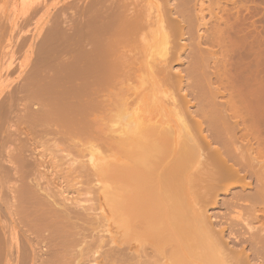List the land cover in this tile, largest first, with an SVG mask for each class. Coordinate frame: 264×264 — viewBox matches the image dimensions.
<instances>
[{"label":"bare ground","instance_id":"6f19581e","mask_svg":"<svg viewBox=\"0 0 264 264\" xmlns=\"http://www.w3.org/2000/svg\"><path fill=\"white\" fill-rule=\"evenodd\" d=\"M177 2H167L168 17L161 4L157 15L141 12V0L87 1L69 15L60 11L38 52L33 45L40 42L30 44L33 56L42 50L46 58L30 62V71L31 64L22 65L21 82L10 80L9 96L4 93L10 99H0V264H264V110L258 95L264 84L257 81L264 76V0ZM166 20L176 36L167 33ZM157 21L166 46L158 63L147 62L134 42ZM168 34L178 36L175 43L189 35L191 81L172 64L176 53ZM85 43L90 47L83 51ZM206 43L214 49L203 50ZM16 44L7 53L12 58L22 48ZM132 44L137 52L128 50ZM169 86L178 93L166 94ZM41 94L53 99L34 109ZM187 95L201 101V120H193L198 110H178ZM247 123L245 133L223 142L221 135L243 131ZM219 138L223 143L202 161L203 147ZM239 140L246 150L233 155ZM85 153L86 161L77 160ZM203 167H213L219 181L243 178L245 167L256 178L255 205L248 210L260 224L248 237L219 241L213 235L200 198L213 196L218 185L201 189L189 182L194 173H208ZM85 182L92 198L67 197Z\"/></svg>","mask_w":264,"mask_h":264},{"label":"rangeland","instance_id":"374dc122","mask_svg":"<svg viewBox=\"0 0 264 264\" xmlns=\"http://www.w3.org/2000/svg\"><path fill=\"white\" fill-rule=\"evenodd\" d=\"M79 1L80 0H78V2H77V0H0V18H1V16H3L2 17V19L1 20H3L4 19V24H3V28H1L0 29V33H2V34H4V33H6V34H4V36L5 37H3V40H5V41H3V44L4 43H6V44H4V45H1L2 44V42L0 41V50L2 51V53H1V51H0V58H3V59H0V92L2 93H0V99L2 98L3 100H7L8 98L10 99V97H11V95H10V97H8L7 98V96H9V95H7V89H6V87H8L7 85H9L10 84V82H13V80H14V82L15 83H17V81H18V77H19V72H20V67L22 66V65H28V64H31V63H33L34 64V60L35 61H37L39 58H41L42 60L43 59H45L46 57L44 56H41V52H42V50H40L41 52L40 53H37L38 51H37V47H38V50H39V45H41V41H43L42 40V38L44 37L43 35H48L51 31H52V28L54 27H56V20L55 19H57V17H60V15L62 14L60 11H63L64 13L63 14H66V15H69L70 14V12L72 11V10H75V8L77 7V5H79V7L82 5L83 6V4H85L87 1L88 2H90L91 0H81L80 1V3H79ZM93 1H95V0H93ZM83 2V3H82ZM142 2H144L143 0H141V3ZM167 2H171V4L172 5H175V4H177L178 2H177V0H145V2L144 3H142V4H139V5H142L141 6V9L137 6V9H140L141 10V12H142V10H143V12L144 11H149V12H151V13H156V15L158 14V7H159V5L161 4V5H163V6H165L166 4H168ZM71 3V4H70ZM76 4V5H75ZM69 5V6H68ZM71 5H74V6H72V8H71ZM162 6V7H163ZM64 7V8H63ZM75 7V8H74ZM60 8V9H59ZM78 8V7H77ZM166 8V9H165ZM64 9H65V11H64ZM71 9V10H70ZM163 10H165V11H161V13L163 14V15H165L167 12H168V8H167V5L165 6V7H163L162 8ZM67 11V12H66ZM60 12V13H59ZM166 12V13H165ZM160 13V14H161ZM165 13V14H164ZM59 15V16H58ZM167 16L169 15L168 13L166 14ZM37 17H39V18H37ZM169 17V16H168ZM174 17V16H173ZM209 17L210 16H208V14L206 15V19H209ZM167 19V18H166ZM169 19V18H168ZM167 19V20H168ZM181 19V18H180ZM30 20V21H29ZM52 20V21H51ZM167 20H166V23L165 24H167ZM173 20H175L174 18H173ZM172 20V21H173ZM8 21H10V22H8ZM24 22H25V24H24ZM29 22V23H28ZM168 22H169V20H168ZM175 22V21H174ZM6 23H8V24H6ZM155 23V24H154ZM169 23H171V22H169ZM168 23V24H169ZM53 24V25H52ZM153 24L154 25H152V24H149L150 26H148L147 27V29L146 28H144V31L142 30V32H143V34H142V36L144 37V39H143V37L142 36H138V38H140L138 41H137V38H136V40H135V42H134V44H136V48H137V51H138V49H139V51H138V53H142L143 55H145V57L147 58V62H149L148 60H151L152 59V61H153V59H158V60H156L155 62L156 63H158V61H160V59H161V56L162 55H160L161 53H162V51H163V49L165 48L164 46H166V45H164L163 44V42H161L160 41V30H159V28H160V23L157 21V22H153ZM167 24V25H168ZM10 27H9V26ZM23 25V26H22ZM166 25V29H169L168 31H167V33L169 32V34L171 35V33L173 34V35H175L176 36V33L174 34V28L172 29V31L170 32V27H172L171 25L172 24H169L170 25V27H169V25L167 26ZM5 26V27H4ZM7 26V27H6ZM16 26V27H15ZM153 26V27H152ZM9 29V33H7V31H8V29ZM21 28V29H20ZM26 28V29H25ZM50 28V29H49ZM53 28V29H54ZM45 29V30H44ZM7 30V31H6ZM48 30H50L49 31V33H48ZM46 31V32H45ZM202 31H204V29H202V30H200L199 31V33H201ZM18 32H19V34H18ZM141 32V33H142ZM166 32V31H165ZM48 33V34H47ZM203 33V32H202ZM201 33V34H202ZM1 34V35H2ZM17 34V35H16ZM168 34V35H169ZM32 35V36H31ZM36 35V36H35ZM169 35V36H170ZM170 36L171 37V40L173 41V40H176L177 39V37H174V36ZM19 36H20V38H19ZM26 37V38H25ZM27 37H29V39L27 38ZM35 37V38H34ZM173 37L175 38V39H173ZM23 38V39H22ZM45 38V37H44ZM43 38V39H44ZM39 39L41 40V41H39ZM142 39H143V42H142ZM182 39V41L179 43V41L177 40L176 41V43H175V41H170L169 42V46H172V47H170V48H172V49H170V50H173V51H175V53L176 54H174V52L173 53H171V55L173 54V56L174 57H176V58H178V59H180L179 61L175 58L174 59V61H173V58L174 57H171L172 58V64H173V66H174V68H176L175 70H177V71H182V73L183 74H185L186 76H184L183 74H182V76L184 77V79H185V81H191V78H190V76L188 75V74H186L187 73V69L192 65V62H191V59L189 58L190 57V54H191V49H193V48H191L190 49V43H191V41H190V38H189V35L188 34H186L185 35V37H183V38H181ZM0 40H1V36H0ZM21 40H23V42H20ZM7 41V42H6ZM19 41V42H18ZM33 41H35L36 43H38V42H40V43H38L37 45L36 44H34L33 46V48L35 49H33L31 46H30V44H33L34 42ZM189 43H188V42ZM137 42H142V43H137ZM16 43H19L20 44V47H22V48H20L19 49V47L17 48L18 49V51H21V52H17V49H16V51H15V56L12 58V57H10V54H8L7 55V53L8 52H10L11 50H12V48H13V46L14 45H18V44H16ZM160 43V44H159ZM170 43H172V44H170ZM187 43V44H186ZM208 43V42H207ZM207 43L206 44H202V47H204V48H202L203 50L204 49H206L207 47H208V49L210 48L209 47V45L211 46L212 44H209V45H207ZM25 46H24V45ZM134 44H132L129 48H128V50L132 47L134 50H131V51H135V52H137L135 49V47L133 46ZM139 46H138V45ZM178 45L179 44V48H178V46H176V45ZM8 45H10V47H7ZM28 45V46H27ZM141 45H142V48H141ZM174 45H175V47H174ZM204 45V46H203ZM207 45V46H206ZM24 46V47H23ZM36 46V47H35ZM88 46V45H87ZM86 46V43H85V45L83 44L81 47V49L84 51L85 49L87 50V49H89V47H90V45L87 47ZM163 46V47H162ZM184 46V47H183ZM186 46V47H185ZM6 47V48H5ZM28 47V48H27ZM58 47V46H57ZM56 46H55V48H56V50H54V46L52 47V52H53V50H54V52H57V50H58V48H57ZM139 47V48H138ZM151 47L152 48H154V49H151ZM177 47V50L175 49L174 50V48H176ZM216 48V50H218V48H217V46H215ZM24 48V49H23ZM157 48V49H156ZM183 48V49H182ZM211 48H213L214 49V46L212 47L211 46ZM210 48V49H211ZM7 49V50H6ZM186 49V50H185ZM207 49V50H208ZM23 50V51H22ZM32 50H34V51H37V52H35V54H34V56H33V53H32ZM153 50V51H152ZM158 50V51H157ZM182 50V51H181ZM27 51V52H26ZM33 51V52H34ZM150 51H152V52H150ZM184 51V52H183ZM150 52V53H149ZM155 52V53H154ZM158 52V53H157ZM172 52V51H171ZM23 53V54H22ZM38 55H37V54ZM21 54V55H20ZM156 54V55H155ZM177 54L180 56V57H177ZM151 55V56H150ZM155 55V57H153ZM158 55H160V57L158 56ZM29 56H30V59H29ZM9 57V58H8ZM33 57V58H32ZM35 57V58H34ZM43 57V58H42ZM151 57V58H150ZM159 57V58H158ZM12 58V59H11ZM9 59V60H8ZM30 60V61H29ZM32 60H33V62H32ZM177 60V61H176ZM39 61V60H38ZM151 61V62H152ZM10 62H13L14 63V66L16 65V67H15V73H13V72H11L10 74H8V72H5V70L7 69V67H8V65L9 64H13V63H10ZM21 62V63H20ZM31 62V63H30ZM154 62V63H155ZM33 64H31L30 66H28L27 67V70H29L28 68H30V69H32V67H33ZM2 65V66H1ZM19 68H18V67ZM18 68V69H17ZM3 69H4V72H3ZM26 70V71H27ZM184 70V71H183ZM30 71V70H29ZM18 73V74H17ZM18 75V76H17ZM179 76V77H178ZM3 77V78H2ZM12 77V78H11ZM173 77H176L177 79H180L181 77H180V75H175L174 74V76ZM164 77H162V76H160L159 77V79H163ZM189 78V79H188ZM150 79L151 78H149V80L147 79V81H148V83H150ZM261 79H262V81H261ZM7 80V81H6ZM11 80V81H10ZM146 79H144V81H145ZM10 81V82H9ZM20 82H21V78H20V80H19ZM19 81H18V83H19ZM143 81V82H144ZM147 81H145V82H147ZM152 81V80H151ZM258 81V84H261L262 83V85L264 84V76L262 77V78H260L259 80H257ZM7 82V83H6ZM8 82H9V84H8ZM140 83V85H142V84H148V83ZM260 82V83H259ZM173 87V86H172ZM171 86H169V87H166V88H169V89H166V90H164V89H161L162 91L164 90L165 92H166V94H170V96L172 95V94H174V95H176L177 93H178V88H176V87H174V88H172ZM171 89V90H170ZM178 90V91H177ZM3 91H6V92H3ZM161 91V93L163 94V93H165V92H162ZM177 92V93H176ZM257 92H259V91H257ZM4 93L7 95H4ZM256 93V92H255ZM261 93V94H260ZM165 94V95H166ZM256 94H258V93H256ZM256 94H254L255 96H256ZM263 94V95H262ZM99 95H101V94H99ZM258 95H261L260 96V98L262 99V96H263V99L261 100L262 101V104H261V102H260V106H261V108L264 110V86H263V89H261V92H259V94ZM1 96H3V97H1ZM16 96V95H15ZM21 96V95H20ZM48 96L49 95H38V99L37 100H35L34 102H33V107H34V109H38V108H40L41 107V109H38V110H43L42 108H44V105L42 106V104H44V102L47 100V101H50L51 100V98L53 97V95H50L49 96V98H48ZM52 96V97H51ZM190 95H187V97H186V100H185V103L183 104V105H181V107H179V111H182V110H184L185 108H187V107H190V110L191 111H193V114H194V112H196L197 110H198V108H199V106L198 105H200L201 103V101L199 102L198 100L196 101L193 97V95H191L190 97H189ZM227 96V95H226ZM225 96V98H226V100L228 99L227 97ZM46 97H47V99H46ZM180 97H182L181 95H179L178 96V98L179 99H181L182 100V98H180ZM259 97V96H258ZM258 97H256V98H258ZM16 98V97H15ZM142 96H140V100L139 101H141L142 100ZM221 98H223V100L225 99L224 98V96L223 97H221ZM43 99V100H42ZM53 99V98H52ZM218 100H222V99H218ZM223 100L222 101H220V102H223ZM225 100V101H226ZM260 100V99H259ZM46 101V102H47ZM225 101L223 102V103H225ZM43 102V103H42ZM200 103V104H199ZM263 105V106H262ZM259 106V105H258ZM257 106V107H258ZM32 108V107H31ZM171 107H167V109H168V112H170V111H172L173 109H170ZM33 109V108H32ZM166 108H165V112H167L166 110H167ZM198 113H199V110L194 114V121H199V120H201V119H199V118H201V117H199L200 116V113H199V115H198ZM198 115V116H197ZM197 116V119L195 118ZM199 117V118H198ZM12 118H14V117H12ZM11 118V121H14V119H12ZM230 122L231 123H233L234 121H233V118L230 120ZM5 126L7 125V124H4ZM250 125H251V123H247V125H244V126H248V127H244V128H242L243 126H241V129H243V131L241 130H235L234 131V129H232V131L231 132H229V131H227V133H224L223 135H221V136H223V139H224V141H223V139L222 138H219L218 139V143H217V140L216 141H214V142H212L210 145V147L208 146V148L206 147V146H204L203 147V153H202V155H203V160L202 161H204V160H206V158L208 157V154L209 153H211L210 152V150L211 149H214L215 147L214 146H216V147H218V144H220V143H223V142H227V143H230V142H232L234 139H236V138H233V136L234 135H241V132H242V134L243 133H245V131H244V129L246 130V128H249L250 127ZM5 128V127H4ZM41 129L42 128H44V126L43 127H40ZM198 128L196 127L195 128V130H197ZM205 129H206V127H205ZM239 133V134H236V133ZM205 134H209V133H207L206 131H205ZM233 135V136H232ZM199 136V135H198ZM235 137V136H234ZM221 141V142H220ZM223 141V142H222ZM240 141L241 140H239V142H238V146L237 147H235V149H234V151H233V153H235L236 151L235 150H237L238 152H240V150H246V147H245V145H243L244 147H242V143H240ZM50 143H52L51 141L50 142H47V144H50ZM240 143V144H239ZM241 145V146H240ZM240 146V147H239ZM206 147V148H205ZM248 147V146H247ZM238 148V149H237ZM248 148H250V147H248ZM208 149V150H207ZM216 149V148H215ZM214 149V150H215ZM209 151V152H208ZM239 154V153H238ZM237 154V155H238ZM83 155V154H82ZM80 155V156H78L77 158V160H79L80 158L81 159H84V160H82V161H86L87 159H88V157H89V153H85V155ZM207 155V156H206ZM233 155H236V153L235 154H233ZM229 157H227V160H226V162L228 161L229 162ZM231 161V160H230ZM230 164H232V161L231 162H229ZM246 165H248V160H247V163H246ZM219 166V165H218ZM211 168H213V167H203V169H202V171L201 172H204V171H208V173H194V174H192V176L190 177V184H193V185H195V186H197V187H199V188H204V189H206V188H208L209 186H211L212 184H214L215 182L217 183V187H216V189H215V192L213 193V196H211V197H201L200 198V202L206 207V209L208 210V215L210 214L211 216H212V222L214 223V230L212 231L213 232V235L215 236V238L216 239H218L219 241H221V239L222 238H224L225 240H226V238H227V241H231V240H228V238H233L234 236H237V235H239V236H241V235H243L244 234V236H246L247 234L246 233H248V234H250V228H257V227H259V224L260 223H257V222H254V221H252L251 219V217H249L250 216V209L252 208V204H254V201L252 200V194H254L253 192H254V190H256V188H255V186H256V178L255 177H253V176H250L251 174H250V172L248 171V168H246L245 167V173H246V171H248L249 172V174H248V172H247V174H245L244 173V170H242V174L241 175H243L244 174V176H243V178H241V179H234V177L233 178H231V179H227V180H224V181H219V178H218V172L216 173L215 171H211L210 169ZM247 169V170H246ZM223 169H221L220 171H222ZM219 171V172H220ZM247 175V176H246ZM246 183H248V186H247V184ZM87 184H89V182H85L84 183V188L83 189H81L80 190V192L78 191H75V190H72V189H69V194H67V197H68V195H69V198H72V200H76V201H86V199L88 198V197H90V198H92V195H89V194H87L88 192H89V190L91 191V188H90V184L89 185H87ZM244 185H246V187L244 188ZM5 189H3V191H4ZM1 192V191H0ZM7 192V193H6ZM250 192V193H249ZM3 194L4 193H6L5 195H4V197H5V199H6V197H7V194H9L8 195V197L7 198H9L8 200L10 201V199H11V195H10V193L8 192V190L6 191L5 190V192H2ZM1 194V193H0ZM244 194V195H243ZM247 194H251V195H247ZM2 195V194H1ZM10 196V197H9ZM248 196V197H247ZM1 197V196H0ZM249 198V199H248ZM7 200V201H8ZM88 200V199H87ZM90 200V199H89ZM215 203V204H214ZM1 205L3 204V202H1L0 203ZM214 204V205H213ZM255 205V204H254ZM250 207V208H249ZM249 209V210H248ZM259 209H263L264 210V206L262 205V206H259ZM249 213V214H248ZM262 216H264L263 214H262ZM262 216H261V218H262ZM262 219H264V217L262 218ZM261 219V220H262ZM263 221V220H262ZM221 230L223 231V234H222V236H221ZM233 236V237H232ZM249 235H247L246 237H248ZM20 238V240H22L23 238H21V236L19 237ZM240 247V246H239Z\"/></svg>","mask_w":264,"mask_h":264}]
</instances>
